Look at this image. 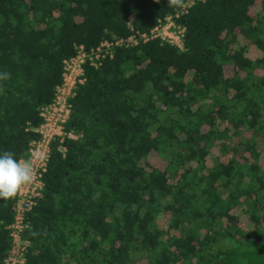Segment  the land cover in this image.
I'll return each mask as SVG.
<instances>
[{
	"label": "trees",
	"instance_id": "1",
	"mask_svg": "<svg viewBox=\"0 0 264 264\" xmlns=\"http://www.w3.org/2000/svg\"><path fill=\"white\" fill-rule=\"evenodd\" d=\"M176 10L0 0V153L28 157L76 45L112 43L83 63L64 123L77 136L51 142L21 264H264V0H194L172 16L181 47L139 37Z\"/></svg>",
	"mask_w": 264,
	"mask_h": 264
},
{
	"label": "built area",
	"instance_id": "2",
	"mask_svg": "<svg viewBox=\"0 0 264 264\" xmlns=\"http://www.w3.org/2000/svg\"><path fill=\"white\" fill-rule=\"evenodd\" d=\"M194 0H185L186 7L178 9L173 14L166 15L159 20L148 33H139V37L147 39L148 37H158L161 40L173 43L181 47V37L183 34V26L174 23L172 16L186 12L188 7ZM135 34H130L126 38H119L114 43H136ZM111 42L103 40L95 48L86 49L82 44L75 47V53L62 60V78L61 82L56 86L54 97L50 102L42 105L39 110L41 121L35 127L37 137L29 142L28 157L33 160L36 169L34 182L23 187L18 195L14 198L13 210L14 216L8 225L9 236L11 237V246L6 252L3 264H21L23 262L22 250L26 242L20 239V230L23 227L24 211L31 208L34 204L35 197L39 194L42 187L41 175L46 168L47 160L50 154L51 142L57 139L61 142L65 137L75 138L77 134L69 129H64V123L69 117L70 103L69 98L74 93V88L84 79L83 63L89 60L91 64H95L93 58L99 55L98 50H104L111 47ZM60 148L63 150L64 146Z\"/></svg>",
	"mask_w": 264,
	"mask_h": 264
},
{
	"label": "clouds",
	"instance_id": "3",
	"mask_svg": "<svg viewBox=\"0 0 264 264\" xmlns=\"http://www.w3.org/2000/svg\"><path fill=\"white\" fill-rule=\"evenodd\" d=\"M160 3V0H155ZM167 7L172 9H184L185 0H167ZM11 74L7 71L0 72V81L10 79ZM0 85V91H2ZM36 169L30 158L19 159L15 153L4 151L0 153V200L15 198L20 190L34 182ZM33 235H39L33 232Z\"/></svg>",
	"mask_w": 264,
	"mask_h": 264
},
{
	"label": "rangeland",
	"instance_id": "4",
	"mask_svg": "<svg viewBox=\"0 0 264 264\" xmlns=\"http://www.w3.org/2000/svg\"><path fill=\"white\" fill-rule=\"evenodd\" d=\"M154 158H155V157H154ZM154 158H153V156H152V158H150V159H153V161H155L156 159H154Z\"/></svg>",
	"mask_w": 264,
	"mask_h": 264
}]
</instances>
